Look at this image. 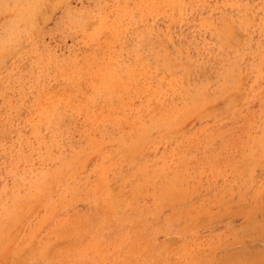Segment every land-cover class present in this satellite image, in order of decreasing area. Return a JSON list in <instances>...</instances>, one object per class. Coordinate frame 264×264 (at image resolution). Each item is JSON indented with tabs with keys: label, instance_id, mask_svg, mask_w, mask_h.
I'll return each instance as SVG.
<instances>
[{
	"label": "rangeland",
	"instance_id": "374dc122",
	"mask_svg": "<svg viewBox=\"0 0 264 264\" xmlns=\"http://www.w3.org/2000/svg\"><path fill=\"white\" fill-rule=\"evenodd\" d=\"M0 264H264V0H0Z\"/></svg>",
	"mask_w": 264,
	"mask_h": 264
}]
</instances>
